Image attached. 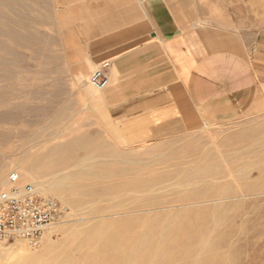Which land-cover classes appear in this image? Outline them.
I'll return each mask as SVG.
<instances>
[{
    "label": "rangeland",
    "instance_id": "1",
    "mask_svg": "<svg viewBox=\"0 0 264 264\" xmlns=\"http://www.w3.org/2000/svg\"><path fill=\"white\" fill-rule=\"evenodd\" d=\"M252 3L264 93V0ZM62 48L50 0H0V189L18 174L66 209L36 249L0 241V264H264V104L137 141Z\"/></svg>",
    "mask_w": 264,
    "mask_h": 264
},
{
    "label": "crops",
    "instance_id": "2",
    "mask_svg": "<svg viewBox=\"0 0 264 264\" xmlns=\"http://www.w3.org/2000/svg\"><path fill=\"white\" fill-rule=\"evenodd\" d=\"M253 1L50 0L76 82L109 62L98 100L112 124L139 132L137 141L263 108Z\"/></svg>",
    "mask_w": 264,
    "mask_h": 264
},
{
    "label": "built area",
    "instance_id": "3",
    "mask_svg": "<svg viewBox=\"0 0 264 264\" xmlns=\"http://www.w3.org/2000/svg\"><path fill=\"white\" fill-rule=\"evenodd\" d=\"M109 67V62L101 64L91 77V84L100 91L110 84ZM9 181L10 189H0V241L18 239L36 249L46 231L62 222L66 209L33 185L19 186L18 174Z\"/></svg>",
    "mask_w": 264,
    "mask_h": 264
},
{
    "label": "bare ground",
    "instance_id": "4",
    "mask_svg": "<svg viewBox=\"0 0 264 264\" xmlns=\"http://www.w3.org/2000/svg\"><path fill=\"white\" fill-rule=\"evenodd\" d=\"M93 86V85H92ZM95 88V87H94ZM95 89H97V88H95ZM98 90V89H97ZM100 91V90H99ZM253 135V134H252ZM255 136V135H254ZM248 137H250V136H248ZM252 146V145H251ZM262 147H263V145H261ZM250 147V146H249ZM258 148V147H257ZM261 147H259L258 149H260ZM83 149H85V148H83ZM245 150V149H244ZM87 151V150H86ZM241 151V150H240ZM247 151V150H246ZM262 151V150H261ZM238 152V151H237ZM236 152V153H237ZM252 152H255L254 150H252ZM248 153H250V152H248ZM238 154V153H237ZM215 155V154H214ZM250 155V154H249ZM207 157V156H206ZM215 157V156H214ZM211 158V157H210ZM216 158V157H215ZM209 159V158H208ZM202 160V159H201ZM215 160V159H214ZM204 161V160H203ZM206 161V160H205ZM209 162V161H208ZM194 162H192L191 164H193ZM202 163V162H201ZM205 163V162H204ZM214 163V162H213ZM242 163V162H241ZM196 165V164H195ZM204 165V164H203ZM193 166H194V164H193ZM190 168V167H189ZM199 168V167H198ZM258 168V167H257ZM259 168H261V167H259ZM247 169V168H246ZM263 169V168H262ZM131 170V169H130ZM239 170V169H238ZM244 170V169H243ZM131 171H133V170H131ZM263 171V170H262ZM17 173H18V171H17ZM176 173V172H175ZM201 173V172H200ZM199 173V174H200ZM202 173H203V171H202ZM240 173V172H239ZM26 174V173H25ZM242 174V173H241ZM246 174H247V172H246ZM243 175H245V174H243ZM30 176V175H29ZM176 176V175H175ZM179 176H180V174H179ZM178 177V176H177ZM181 177V176H180ZM263 177V176H262ZM176 178V177H175ZM182 178V177H181ZM211 178V177H210ZM264 178V177H263ZM5 179V176H0V183L1 182H3V180ZM126 179V178H125ZM177 179V178H176ZM206 180H208V179H206ZM212 180V179H211ZM138 181V180H137ZM210 181V180H209ZM208 181V182H209ZM204 182V181H203ZM206 182V181H205ZM251 183V182H250ZM261 184H262V182H260ZM189 184V183H188ZM204 184V183H203ZM212 184H213V182H212ZM136 185V184H135ZM138 185V184H137ZM136 185V186H137ZM209 185V184H208ZM215 185V184H214ZM38 186H39V189H40V191L43 193V192H45V194L46 193H50V188L48 187V186H46L45 184H41V183H39L38 184ZM133 186V185H132ZM201 186V185H200ZM207 186V185H206ZM210 186V185H209ZM216 186V185H215ZM184 187H186V186H184ZM198 186H196V188H197ZM203 187V186H202ZM205 187V186H204ZM218 187V186H217ZM256 187H257V185H256ZM260 187H263V186H261L260 185ZM200 188V187H199ZM199 188H197V189H199ZM207 188V187H206ZM205 188V189H206ZM211 188H212V186H211ZM185 189H187V188H185ZM218 189V188H217ZM201 190H202V188H201ZM178 191V190H177ZM189 191V190H188ZM187 191V192H188ZM191 191V190H190ZM193 191V190H192ZM204 191V190H203ZM208 191H210V190H208ZM212 191V190H211ZM144 192H146V191H144ZM143 192V193H144ZM153 192V191H152ZM181 193H183V192H181ZM196 193V192H195ZM134 194V193H133ZM153 194V193H152ZM191 194V193H190ZM180 195V194H179ZM182 195V194H181ZM198 195V194H197ZM183 196V195H182ZM194 197V196H193ZM146 200V199H145ZM133 202V201H132ZM135 202V201H134ZM144 202H146V201H144ZM213 203H215V202H213ZM170 204V203H169ZM152 205H153V203H152ZM157 205V204H156ZM140 206H142V205H140ZM182 208V207H181ZM156 210V209H155ZM154 210V211H155ZM159 221V220H158ZM169 221V220H168ZM175 229V228H174ZM159 232V231H158ZM165 238V237H164ZM161 243V242H160ZM231 250H232V248H231ZM13 254L14 253H12V252H10L9 253V258L8 259H10V257H12L13 256ZM15 257H18V258H20V257H22L20 260H22V259H27L25 256H23L22 254L21 255H17L16 254V256ZM14 258V257H13ZM179 264V263H178Z\"/></svg>",
    "mask_w": 264,
    "mask_h": 264
}]
</instances>
